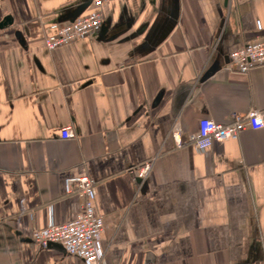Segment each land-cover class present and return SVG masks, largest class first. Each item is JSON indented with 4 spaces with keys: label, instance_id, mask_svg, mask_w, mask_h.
<instances>
[{
    "label": "crops",
    "instance_id": "crops-1",
    "mask_svg": "<svg viewBox=\"0 0 264 264\" xmlns=\"http://www.w3.org/2000/svg\"><path fill=\"white\" fill-rule=\"evenodd\" d=\"M88 1L0 0V264H86L33 239L79 214L78 176L105 220L101 264H264V127L205 150L171 136L264 117V64L227 68L264 40V0H108L103 27L49 50V25Z\"/></svg>",
    "mask_w": 264,
    "mask_h": 264
},
{
    "label": "built area",
    "instance_id": "built-area-1",
    "mask_svg": "<svg viewBox=\"0 0 264 264\" xmlns=\"http://www.w3.org/2000/svg\"><path fill=\"white\" fill-rule=\"evenodd\" d=\"M106 1L108 0H92L94 9L74 21L52 22L45 35L46 47L54 50L98 31L104 20L100 9ZM263 64L264 40L256 39L234 48L229 54L227 68L244 74ZM248 127L253 129L264 127V117L260 110L236 113L228 123H218L210 118H203L196 132L188 134L176 130L171 136L177 149L191 145L193 149L205 150L214 143L239 138L240 133ZM61 137L64 139L73 137L72 128L63 127ZM150 168L151 164L145 163L138 171L137 177L143 179ZM64 181L67 193L76 192L83 199L82 209L69 222L62 224L52 222L45 228L35 230L33 239L41 248L48 247L50 243H58L69 254L83 258L86 264H101L104 253L101 238L105 220L96 213L93 206L94 181L88 176L70 177ZM261 248L264 252V238L261 240Z\"/></svg>",
    "mask_w": 264,
    "mask_h": 264
},
{
    "label": "water",
    "instance_id": "water-1",
    "mask_svg": "<svg viewBox=\"0 0 264 264\" xmlns=\"http://www.w3.org/2000/svg\"><path fill=\"white\" fill-rule=\"evenodd\" d=\"M91 0H89L88 2H84L82 3L80 6H78L77 8H75L71 13H69L67 15V19L71 22V21H74L77 17H79L83 11L86 9V7H88L89 3H90ZM4 23H1L0 24V27H2ZM103 27V26H102ZM141 180V179H140ZM139 180V181H140ZM49 246H56V247H59V248H63V246L61 244H58V243H50Z\"/></svg>",
    "mask_w": 264,
    "mask_h": 264
}]
</instances>
